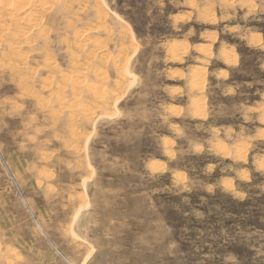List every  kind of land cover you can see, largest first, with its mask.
<instances>
[{
  "label": "rangeland",
  "instance_id": "1",
  "mask_svg": "<svg viewBox=\"0 0 264 264\" xmlns=\"http://www.w3.org/2000/svg\"><path fill=\"white\" fill-rule=\"evenodd\" d=\"M0 264H264V0H0Z\"/></svg>",
  "mask_w": 264,
  "mask_h": 264
},
{
  "label": "bare ground",
  "instance_id": "2",
  "mask_svg": "<svg viewBox=\"0 0 264 264\" xmlns=\"http://www.w3.org/2000/svg\"><path fill=\"white\" fill-rule=\"evenodd\" d=\"M28 1V0H27ZM2 2V1H1ZM5 3V2H4Z\"/></svg>",
  "mask_w": 264,
  "mask_h": 264
}]
</instances>
